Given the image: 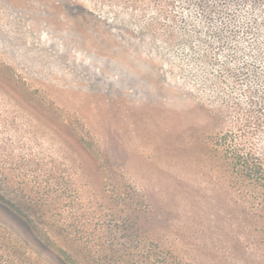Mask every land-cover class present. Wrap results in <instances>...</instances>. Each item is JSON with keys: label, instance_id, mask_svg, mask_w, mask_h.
Instances as JSON below:
<instances>
[{"label": "rangeland", "instance_id": "1", "mask_svg": "<svg viewBox=\"0 0 264 264\" xmlns=\"http://www.w3.org/2000/svg\"><path fill=\"white\" fill-rule=\"evenodd\" d=\"M225 133L264 156V0H0L9 261L56 264L10 204L40 206L95 246L151 230L197 252L207 196L223 187L211 138Z\"/></svg>", "mask_w": 264, "mask_h": 264}, {"label": "trees", "instance_id": "2", "mask_svg": "<svg viewBox=\"0 0 264 264\" xmlns=\"http://www.w3.org/2000/svg\"><path fill=\"white\" fill-rule=\"evenodd\" d=\"M253 120L261 123L258 117ZM211 139L212 172L223 187L207 196V209L214 214L206 221L203 238L194 240L197 252L172 234L155 240L151 230H143L141 239H131L136 233L130 222L125 227L128 244L95 246L73 231L66 219L51 222L54 214H46L40 206L27 213L10 204V210L26 235L56 264H264V156L235 146L228 133ZM0 264L15 260L9 261L0 249Z\"/></svg>", "mask_w": 264, "mask_h": 264}]
</instances>
